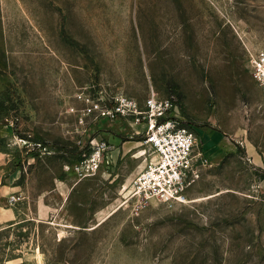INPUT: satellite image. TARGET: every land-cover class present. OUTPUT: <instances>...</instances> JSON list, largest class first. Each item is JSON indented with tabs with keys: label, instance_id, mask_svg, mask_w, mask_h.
I'll list each match as a JSON object with an SVG mask.
<instances>
[{
	"label": "rangeland",
	"instance_id": "obj_1",
	"mask_svg": "<svg viewBox=\"0 0 264 264\" xmlns=\"http://www.w3.org/2000/svg\"><path fill=\"white\" fill-rule=\"evenodd\" d=\"M2 1L13 81L0 76L1 116L13 120L18 150L81 180L66 197L86 228H64L66 211L50 208L39 222L0 229V264H264V202L250 191L264 172L252 161L264 155V97L246 66L264 50V0ZM1 50L0 40L3 60ZM99 90L141 109L150 92L176 105L208 160L187 203L129 199L154 154L140 124L79 122L77 95ZM92 137L108 142L109 159L82 178L72 166ZM95 209L103 221L90 230Z\"/></svg>",
	"mask_w": 264,
	"mask_h": 264
},
{
	"label": "built area",
	"instance_id": "obj_2",
	"mask_svg": "<svg viewBox=\"0 0 264 264\" xmlns=\"http://www.w3.org/2000/svg\"><path fill=\"white\" fill-rule=\"evenodd\" d=\"M246 66L264 97V50L249 53ZM77 97L85 103L79 110V122L83 125V118L87 117L92 122L105 117L111 122L122 119L142 125L143 142L151 148L154 158L132 180L130 200L136 201L139 207L150 201L163 204L189 201L187 190L199 178L200 168L206 166L208 160L199 149L195 134L179 125L176 105L169 98L150 92L141 109L137 100L122 93L107 94L99 90L95 97L88 94ZM88 142L87 150L72 166L82 178L96 174L109 159L111 146L107 141L92 137ZM16 199L10 196V201Z\"/></svg>",
	"mask_w": 264,
	"mask_h": 264
},
{
	"label": "crops",
	"instance_id": "obj_3",
	"mask_svg": "<svg viewBox=\"0 0 264 264\" xmlns=\"http://www.w3.org/2000/svg\"><path fill=\"white\" fill-rule=\"evenodd\" d=\"M4 6L3 1L0 0V40H1V54L3 60H0V76L6 78L7 82L13 81L12 75L6 71V66L13 64L11 60V53L8 52L6 38L4 36ZM4 46V48H3ZM8 73V74H6ZM14 75V74H13ZM17 93H20L19 87L15 88ZM0 83V92H1ZM54 93L58 95V91L55 89ZM1 94V93H0ZM16 130H14L13 120L8 115L0 117V229L12 228L15 225H19L20 222L34 220L40 221V218L50 210V208L59 207L64 209L66 213L65 221L68 223L63 224L64 228L79 229L86 228V225L81 223L75 224V217L69 211L68 205L70 200L68 193L74 186L79 184L81 180L74 181V176L71 173L63 174V177L52 170V168H45L37 157H32L30 154L18 150L15 146ZM33 135V133H32ZM30 136V135H29ZM221 138L216 135L212 136V145L219 143ZM41 142V140L39 141ZM44 143V142H43ZM121 144V143H120ZM119 144V147H120ZM118 149V145H117ZM218 148H216L217 150ZM20 152V153H19ZM114 151H112L113 153ZM216 155H219L220 150L216 151ZM257 158L252 155V161L264 169V155L256 153ZM27 168V169H26ZM43 173H47L50 176V184L44 186L41 182V176ZM252 193L256 192L257 195L264 202V172L260 179L251 187ZM34 192L33 195L31 193ZM65 195V196H64ZM10 196L18 198L14 201H10ZM57 198L59 202H54L51 199ZM79 205L81 206L82 203ZM99 209H95L88 220L95 221L91 225L90 230H94L103 220H98ZM103 211V210H102ZM54 215V214H53ZM53 215H51L53 217ZM25 223V222H24ZM51 225L61 227V224L51 219Z\"/></svg>",
	"mask_w": 264,
	"mask_h": 264
},
{
	"label": "trees",
	"instance_id": "obj_4",
	"mask_svg": "<svg viewBox=\"0 0 264 264\" xmlns=\"http://www.w3.org/2000/svg\"><path fill=\"white\" fill-rule=\"evenodd\" d=\"M2 94H0V117L1 114L5 113L8 109L6 108L5 102L7 99H4L1 97ZM14 130H15V126H14ZM35 155V153H33Z\"/></svg>",
	"mask_w": 264,
	"mask_h": 264
}]
</instances>
